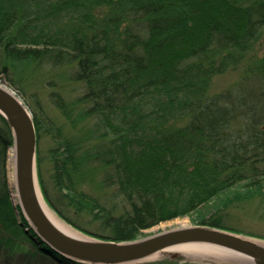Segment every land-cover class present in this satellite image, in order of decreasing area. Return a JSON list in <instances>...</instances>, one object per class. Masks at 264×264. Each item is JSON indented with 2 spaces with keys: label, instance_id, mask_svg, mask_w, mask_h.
<instances>
[{
  "label": "trees",
  "instance_id": "16d2710c",
  "mask_svg": "<svg viewBox=\"0 0 264 264\" xmlns=\"http://www.w3.org/2000/svg\"><path fill=\"white\" fill-rule=\"evenodd\" d=\"M263 33L264 0H0V80L32 114L48 204L86 233L132 240L208 208L237 183L246 193L259 187L264 58L247 55ZM240 65L238 83L210 93L215 76ZM0 121V242L26 241L53 264H89L63 256L17 216L6 176L13 140ZM244 192L224 194L219 206ZM218 217L196 221L224 228Z\"/></svg>",
  "mask_w": 264,
  "mask_h": 264
},
{
  "label": "water",
  "instance_id": "95a60500",
  "mask_svg": "<svg viewBox=\"0 0 264 264\" xmlns=\"http://www.w3.org/2000/svg\"><path fill=\"white\" fill-rule=\"evenodd\" d=\"M0 115L10 127L13 140L17 201L11 200L16 214L19 217L21 211L37 235L63 256L89 264H143L161 255L175 260L196 254L191 257L223 259L226 264H264V241L205 224L180 225L132 240L105 239L60 227L46 209L39 184L32 114L21 97L1 81ZM185 246L193 252H181Z\"/></svg>",
  "mask_w": 264,
  "mask_h": 264
},
{
  "label": "rangeland",
  "instance_id": "374dc122",
  "mask_svg": "<svg viewBox=\"0 0 264 264\" xmlns=\"http://www.w3.org/2000/svg\"><path fill=\"white\" fill-rule=\"evenodd\" d=\"M248 58L251 59H261L264 58V33L255 45L254 49L247 55ZM243 67L240 65L235 68H231L224 72L223 74L217 75L213 78L212 86L210 89V93H218L223 90L228 89L230 86L238 83L239 79L242 75ZM1 81V80H0ZM252 84L256 87V84L253 80H250ZM7 83L4 79L1 81ZM8 85V84H7ZM12 88L10 85H8ZM244 86V85H243ZM247 87V86H246ZM16 94L18 92L16 89L12 88ZM19 95V94H18ZM20 96V95H19ZM21 97V96H20ZM22 99V97H21ZM43 101L45 107L49 114L55 116L57 115L55 109L52 107L51 104L48 103L47 97H43ZM23 100V99H22ZM24 101V100H23ZM25 102V101H24ZM26 104V103H25ZM0 126L2 122L0 121ZM50 145L47 137H43L42 139V146L47 148ZM11 151V146L8 148L7 152V163H6V176L7 182L10 189L11 199L13 198V190L15 188L11 184L10 175H9V154ZM44 179L49 183V187L51 182L49 181V163L47 161L43 164V173ZM244 183H237L233 187L226 189L224 192H220L217 196L210 201L206 206L208 208H200L198 212L193 213L192 215L183 216V217H176L174 219H170L167 221L160 222L159 224L145 230V235H149L151 233L161 231L164 229H169L173 227H177L183 225L184 222L188 224H199L196 221L197 217L201 214L206 216H210L213 213L217 214L219 222L221 223L224 228L238 232L250 237H255L259 240L264 241V177L260 182V186L256 188H252L251 190L248 189L249 192H244ZM243 191L246 193L243 197H239L235 200L230 201L227 205H223L222 207L219 204L224 199V194H232L236 191ZM46 201V200H45ZM112 204V202H110ZM46 205L49 210L62 222L66 223L67 225L71 226L72 228H76L71 225L68 221L62 218L58 213L48 204L46 201ZM218 211V213H216ZM66 214L72 219L75 220L77 224L81 225L82 227L86 228L91 232H96L97 234H104L107 235V230H102L99 228V224L97 222H91L88 218L85 217H77L73 214L72 211L67 210ZM77 229V228H76ZM80 230V229H78ZM144 235V236H145ZM31 247L29 243L20 242V245L17 243L11 244L10 241L8 242H0V264H53L49 260H45L40 256H34L31 253ZM175 262V263H173ZM226 264L227 261L220 260H211V259H204L199 257H179L175 260H170L165 258L163 255L158 256L156 258L147 260L146 263L143 264ZM141 264V263H139Z\"/></svg>",
  "mask_w": 264,
  "mask_h": 264
},
{
  "label": "bare ground",
  "instance_id": "6f19581e",
  "mask_svg": "<svg viewBox=\"0 0 264 264\" xmlns=\"http://www.w3.org/2000/svg\"><path fill=\"white\" fill-rule=\"evenodd\" d=\"M8 165H9V175H10V180H11V184L13 185L14 187V153H13V149L11 148V151H10V154H9V162H8ZM13 198L15 201H17V196H16V193H15V190H13ZM50 217L54 220V222H56L60 227L66 229V230H69V231H73V232H77L74 228H72L71 226L67 225L66 223L62 222L61 220H59L49 209L48 207H46ZM188 223L184 222L183 225H186ZM187 249V250H185ZM180 251L181 252H184V253H191L193 252L192 250H190L188 248V246H185V247H181L180 248ZM191 251V252H189ZM189 256H197L196 254H188ZM232 261V260H231Z\"/></svg>",
  "mask_w": 264,
  "mask_h": 264
}]
</instances>
